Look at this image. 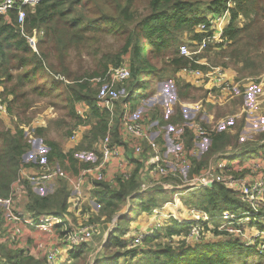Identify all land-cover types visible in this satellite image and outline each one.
Returning a JSON list of instances; mask_svg holds the SVG:
<instances>
[{"label":"trees","instance_id":"16d2710c","mask_svg":"<svg viewBox=\"0 0 264 264\" xmlns=\"http://www.w3.org/2000/svg\"><path fill=\"white\" fill-rule=\"evenodd\" d=\"M225 12L229 17L219 42L209 45L206 52L214 51L216 56L224 59V63L214 67L226 69L228 65L234 66L236 81L259 77L264 73V0H43L24 10L21 24L17 23L16 11L0 15V100L10 121L9 125L0 117V198H7L13 184L19 180L23 189V197H20L23 211L31 214L34 220L42 215L55 216L61 219V226L70 227L68 222H72L68 219L76 213L69 209L67 183L55 179L35 188L21 177V171L37 176L41 157L51 167L58 166L69 174L96 164L97 160L94 164L89 160L80 161V154H96L99 158L97 147L108 130L109 115L97 107L102 85L91 80L102 78L109 69L127 67L129 78L117 83L112 92L119 97V103H129L133 113L140 101L152 94V85L166 79L167 72L177 76L187 67L203 72L213 67L194 64L180 56L179 48L186 36L192 43L199 44L206 35L195 33L196 27L204 25L208 30L209 18ZM208 33L212 34V31ZM33 35L37 37L36 51L28 42ZM106 36L113 38L115 47L100 53L97 44ZM82 48L94 56L99 53V59L88 68L80 66L72 70L68 62L69 52L77 53ZM203 59L201 54L194 57V61ZM194 90L189 84L177 80L173 113L163 120L156 109L151 118L157 119L159 125L190 123L180 104L187 101ZM36 97L46 98L47 107L60 112L61 119L54 122L58 127H67L74 121L77 122L72 130L80 124L89 126L76 147L65 150L47 138V127L32 128L28 110L38 102ZM119 103L110 130L113 142L119 137L122 113ZM80 104L86 106L85 119L77 114ZM244 124L243 119L234 134L230 132L232 125L210 133L199 156L189 158L191 161L184 175L179 174L169 182L173 186L182 185L183 181L199 175L210 161L215 165L213 157L222 155L219 159L224 158L223 154L229 148H241L239 155L234 157L241 162L257 154L264 155V129L251 147L244 145L240 137ZM24 127H29L28 134ZM33 138L42 139L45 152L31 161L25 158L32 149L30 140ZM157 141L162 143L160 137ZM182 141L185 149L193 147V135L186 127ZM228 164L225 169L232 171L235 177L243 175V171L235 173L232 164ZM137 175V169H134L128 180L118 179L116 186L106 182L94 184L90 198L97 211L89 217L88 223H110L122 210H127L118 217L116 228L107 236L100 254H94L84 245L69 251L67 259L58 264H264V253L245 247L236 238L221 237L219 241L194 245L164 243V236L182 234L189 228L188 223L180 224L174 219L163 229V234L159 232L162 236L155 233L145 239V249L127 248L124 237L128 224L140 215L173 203L176 194H183L180 200L184 206L205 212L214 226L218 225L217 217L222 213L236 215L245 210L238 196L222 183L191 191L187 188L185 191L164 190L158 186L138 193L140 181ZM36 189L44 190L40 194ZM0 222L4 223L1 207ZM248 226H256L259 231L264 229L257 222H250ZM212 234L217 235L215 231ZM251 257L255 259L249 262ZM0 264L47 263L0 243Z\"/></svg>","mask_w":264,"mask_h":264},{"label":"built area","instance_id":"2783aa9c","mask_svg":"<svg viewBox=\"0 0 264 264\" xmlns=\"http://www.w3.org/2000/svg\"><path fill=\"white\" fill-rule=\"evenodd\" d=\"M41 1L43 0H0V15H5L10 10L16 11L18 14L17 23L21 24L25 17L24 10L36 6ZM231 1L234 0H229V2ZM228 17L229 14L227 12L223 15L210 17L208 20L210 28L208 30L204 25H198L195 29V33H204L206 36L197 44L194 51H191L186 44L181 45L179 48L180 56L189 59L194 64L206 66V64H202V60L194 61V57L200 55L209 45H215L219 42L223 28L228 22ZM208 31H212V34L208 33ZM33 39L37 40V37L33 35L28 39L32 47L35 46ZM178 75L185 77L188 80L186 81L188 84L198 87L205 78H208L213 81L214 86L223 92L222 94L226 91L229 92V89H231V85L229 86L225 80V70L220 67H211L205 74L198 69L187 67L179 71L177 76ZM128 78L129 72L127 67L121 66L109 69L102 78L91 80L95 84L102 85L101 93L97 98V107L107 111L109 115L108 130L98 145L99 160L96 164L92 167L79 169L75 174H69L59 169L58 166L51 167L44 158L41 157L39 159V169H37L38 175L31 176L27 171H21V177L35 188L44 186L46 183L52 182L55 179L64 180L70 190L69 204L75 212L80 209L83 185H90L92 190L95 183L106 182V170L113 161L120 162V166L117 169L122 168V172L116 175L119 179L128 180L131 177L132 171H130L128 167H122L123 165H129L131 161L132 163H138L142 171L148 174L145 181L141 180L142 182L139 184L138 193H144L158 186H161L164 190L187 188L189 189L187 191H191L197 188L209 187L212 183H222L227 190L236 194L244 204L245 210L243 213L235 215L224 212L217 217L218 225L213 228H208L207 226H209V223H212V220L203 211L189 209V213L192 217L186 220L177 219L175 215L170 212L169 216L164 217L165 219L159 222L158 217L162 214V208L155 209L151 212V216L158 221H155L153 229L148 231V233L138 232L134 236L132 235L131 248L142 246L145 239L152 237L161 228H165L170 223L168 220L174 219L180 224L188 223L189 228L182 234L164 236V243H198L203 241L205 236L215 231L217 237L227 236L233 239H240L245 247L255 248L259 253H264V230L259 231L256 226H248L250 222H257V224L264 227V170L255 173L258 169H261L264 162V155L258 154L259 159L251 158L244 162L240 161L238 165L234 164L236 168L233 169V171L235 173H240L242 171L246 172V174L241 177H235V175L231 173L232 171L226 173L227 175H219L216 172L222 171L227 165L224 164V160H226L228 156L227 153L230 150L229 148L223 154L224 158H221L222 162H217L215 165L210 164L206 169H203L199 175L193 176L190 180L183 181L182 185L173 186L169 180L178 177L179 174L184 175V171L189 164V158L197 154L196 143L206 139L215 129H208L194 122L180 125L177 132L170 134L172 138L171 142L175 148L169 155H166L170 150H168V152L165 151V147H163L162 143L157 141V137L152 136L143 122L131 117L132 112L130 104L124 102L119 103V97L112 92L117 83H122ZM245 82L253 83L251 79ZM236 85L237 83L234 85V90ZM249 86L247 87L249 88ZM210 95L213 96L212 94H208V96ZM117 103H119V106L122 108V113L118 126L119 137L116 142H113L110 130L111 127H113ZM5 112V106L0 100V115L2 114L3 116ZM85 113L86 106L83 104L78 105L77 114L82 119H84ZM5 119L8 122L7 116ZM43 125H45V123L40 118V120H36L32 123V128ZM88 127L89 126L86 124H80L72 130L69 136L71 148L76 147L80 143L84 133L89 129ZM185 127L188 128L193 135L194 144L190 149H185L183 147L182 136ZM28 130L29 127H24L26 134H28ZM29 138L31 139L32 135H30ZM126 152L127 155L134 160L125 157ZM122 157H125V160H121ZM218 157H222V155ZM211 165H214V169L211 168ZM251 174H255L252 179L248 177V175ZM12 189L11 194L7 198H0V207L2 208L4 221V223H2L3 232H1L2 241L0 243L6 244L12 249H22V245L24 244V228L30 227L41 233L51 234L56 226L63 225L60 218L51 215H42L38 217L37 220H34L31 214L22 210V198L20 197H23V189L19 185V180L13 184ZM175 196H180V194H176ZM175 201L176 200H174V202ZM172 205L173 203L166 204L167 207ZM77 214L80 215V213ZM68 224L70 225L68 228H66V226H61L62 232L59 239L60 247L47 249L43 244H37V250L43 251V256L40 259L47 264L63 263L67 259L69 251L87 245L96 230V225L90 223L89 225Z\"/></svg>","mask_w":264,"mask_h":264},{"label":"rangeland","instance_id":"374dc122","mask_svg":"<svg viewBox=\"0 0 264 264\" xmlns=\"http://www.w3.org/2000/svg\"><path fill=\"white\" fill-rule=\"evenodd\" d=\"M189 41L190 42L184 44H186L191 51H194L197 47V44L195 42L192 43L190 39ZM33 42L35 43L36 39H33ZM30 47L33 51H36L35 46L32 47L30 45ZM97 47L100 53L108 52L115 47L114 40L112 37L106 36L101 39V41L97 44ZM206 49L202 51V53H200L201 56L204 58L202 64H206L207 67L213 66V68H215L214 66H220L221 63H224V59H221L219 56H216L214 51L206 52ZM99 55L100 54L98 53L97 55L94 56L91 53L87 52L86 49L82 48L77 53L75 51H70L68 55V62L72 70H75L80 66L84 68H88L94 64L96 59L97 60L99 59ZM227 63H229L228 60ZM227 69L232 70L234 76L236 77L237 73H235L234 66L228 65ZM201 72L205 74L206 71L205 72L201 71ZM166 75L167 77L165 80L161 82H155L152 85V94L148 95L147 97L143 98L140 101L139 106L136 108L135 112L132 113L131 117L136 120L139 118V120L143 121V124L148 128V131L152 134L153 137L159 136L163 141L165 151L168 152V150H170L167 154L165 153L166 155H169L175 148L171 142L172 138L170 134L171 133L174 134V132H177V130L180 127L177 125H173V126L159 125L157 124V119L153 120L151 118V113L156 112V109L157 111L159 110L158 116L162 117L163 120H166V118H168V116L171 115L174 111L175 93L173 87L176 86V82L177 80H179V78L176 75L173 76L170 72H167ZM239 76L240 74L238 75V77ZM251 79H256V80H252L253 83L249 86L248 89L243 87L245 85H248L250 82L247 83L245 82L246 80L244 79L241 80L239 83H237L235 90L232 89L233 86L235 85V81H234L231 82V86H230L231 89L229 92L226 91L227 93L225 92L226 94L224 95L221 93L222 94L221 96L219 95H216L217 97L213 96L215 99H209L207 97L206 92L209 87L208 80H210L208 79L204 83V85H207L206 88H203L204 85L196 88L197 90L195 89L194 91H192L191 96L188 99V102L185 103L181 102V106H182L181 109L183 113L187 116L189 121L200 125H204L208 129L216 130L224 126L232 125L233 128L230 131L232 134L236 132V129L239 128V126L241 125V121L244 119L245 124L243 127V133L240 137L241 140L243 139L244 145H250L252 147L256 143L255 141L259 132L264 129V73L259 77H255ZM261 79L263 80L262 82ZM220 98L221 100H219ZM36 99L38 102L33 105L32 109L28 110V116L29 118H31L30 123L32 121L35 122L36 120H40L41 118V120L45 123V125H43L42 127L45 126L48 129L47 138L56 141L61 148L68 150L71 147V144L69 143L70 142L69 134L77 121L69 122V126L67 127L66 126L58 127V125H55L54 122H57L61 119L60 112L59 111L56 112V110L53 111L51 108L47 107L48 104L46 98L38 99V97H36ZM244 100L246 106L243 108ZM6 116H7L6 112L3 116L2 114L0 115L1 119L2 117L5 118ZM7 124L10 125V121H8ZM32 140H30L32 142L31 143L32 149L31 151L28 152V155L25 158L26 160L31 159V161L34 160V158L37 156L41 157L45 152V147L42 144L43 142L41 141L42 139L39 140L33 138ZM206 145H207V138L198 141L196 143L197 154L195 155V157L199 156V151L201 152ZM239 149L240 148L230 149L227 153L228 156L226 159L230 162L233 159H237L234 157L235 154L239 152L238 151ZM97 153L99 157L98 147H97ZM96 158H97L96 154L95 155L93 154L88 155V153L80 154V159H82L83 161H87V160L95 161ZM251 158L259 159V156L257 154L256 156H252ZM190 161L191 160H189V164ZM236 161H239V159ZM210 164H213L212 161L209 162V165ZM211 168L214 169V165H211ZM261 170L262 169H258L255 173H258ZM228 172L229 171L223 169L222 171H217L216 173L219 175H227L226 173ZM244 174H246V172H243V175ZM175 190L181 191L184 189L179 188ZM41 193H43V190L40 191V194ZM174 200L176 201L173 202L172 206L167 207L166 205H164L162 207L161 210L162 214L158 217L159 222L164 220L165 219L164 217L169 216L170 212L173 213V215H175V217L180 220H186L192 217L189 213V208L182 204V201L180 200V196H174ZM94 209L97 210V206L94 204L90 196L89 197L87 196L86 201L80 205L81 213H83L85 217H82L80 222L76 224L89 225L87 221L89 217H91L93 214L96 213L93 212ZM126 210L125 209L122 210L119 215L115 216L110 221V223H103L102 221H100L98 224H96V230L93 234V237L87 244V246L94 251V254L101 253L100 252L101 247L104 244L107 236L109 235V233L112 232L114 228H116V221L118 217H122ZM158 220L153 219L152 216H150V218H143V215H140L136 217V220L130 222L127 226L128 234L126 233V236L124 237L128 245L127 248L128 247L131 248L132 245L131 239L136 233L138 232H144L145 234L148 233V231L153 229V226L155 225V221ZM208 225H209L207 226L208 228L214 227L213 223H209ZM163 229L164 228H161L157 233L161 235L159 232L162 231L163 234ZM221 237H227V236L217 237V235L210 233L209 235L205 236L203 241L198 243H193L192 245L203 242L219 241V238ZM145 245L146 244L136 248L138 250H142L145 249L146 247ZM254 259L255 257H251V259H249L248 261L251 262Z\"/></svg>","mask_w":264,"mask_h":264},{"label":"crops","instance_id":"0c3cea01","mask_svg":"<svg viewBox=\"0 0 264 264\" xmlns=\"http://www.w3.org/2000/svg\"><path fill=\"white\" fill-rule=\"evenodd\" d=\"M189 36H186L185 37V39L186 38H188ZM187 42H190L189 41V38L188 39H186L185 40V42L184 43H187ZM203 61V60H202ZM225 70V80L227 81V83L229 84V86L231 85V82H234L235 81V83H239L240 81H236V77L234 76V74H233V72H232V70H230V69H224ZM178 78H179V81H181L182 83H185V84H188L186 81H188L185 77H182V76H177ZM181 78V79H180ZM208 80V78H206V79H204L202 82H201V85L200 86H202V85H204V83L206 82ZM262 80V79H261ZM209 81V87H208V90H207V97L209 98V99H215L213 96H216V95H219V96H221L222 94L221 93H223L219 88H217L216 86H214V84H213V81H211V80H208ZM263 81V80H262ZM251 83H249L248 85H245L243 88H246V89H248V87L247 86H249ZM191 87H193L194 89H196V88H198V86H194V85H192V84H189ZM199 86V87H200ZM207 87V85H204L203 86V88H206ZM173 89H174V87H173ZM233 89H234V86H233ZM2 90V89H1ZM0 90V91H1ZM197 90V89H196ZM229 91H230V89H229ZM227 93V92H226ZM226 93H224V94H226ZM208 94H212L213 96H208ZM223 94V95H224ZM245 96V95H244ZM217 97V96H216ZM219 100H221V98L219 99ZM181 102H183V103H185V102H188V100L187 101H181ZM181 105V104H180ZM246 106V104H245V100H244V106H243V108ZM182 107V106H181ZM135 112V111H134ZM136 118V117H135ZM139 119V118H138ZM143 122V121H142ZM171 128V127H170ZM207 128V127H206ZM262 131V130H261ZM157 137H159V136H157ZM162 145H163V141H162ZM163 147H164V145H163ZM69 149H71V147L69 148ZM68 149V150H69ZM98 150H99V148H98ZM241 150V148L239 149V151ZM125 157H128V158H130L131 160H134L132 157H129L128 155H127V152L125 153ZM125 157H122V159L121 160H123ZM213 160H216L215 161V163H220V162H222V160L221 159H219V157H217V156H215V157H213L212 158ZM96 160L98 161L99 160V158L97 159L96 158ZM125 160V159H124ZM80 161H83L82 159H80ZM93 164L94 163H96V162H94V161H91ZM240 163V160L239 161H236V159H233L231 162L230 161H228L227 159L226 160H224V164H228V166L230 165V164H232V166L234 167V169L236 168L235 166H234V164H239ZM213 163V162H212ZM214 164V163H213ZM189 165V164H188ZM120 166V162H115V161H113V163L112 164H110L109 166H108V168H107V170H106V179H105V181H106V183H109V184H111V185H113V186H116L117 184V181H118V176H116L118 173H120V172H122V168L121 169H117L118 167ZM122 167H128L129 168V170L130 171H132V173H133V171H134V169L136 170L137 169V173L139 174V175H137L138 176V179H139V181L140 182H142V181H145V179L148 177V174H146V173H144L143 171H142V169L139 167V168H137L138 167V164H136L135 162H133L132 163V161H131V163L129 164V165H123ZM261 169L262 170H264V162H263V165H262V167H261ZM255 176V174H251V175H248V177L250 178V179H252L253 177ZM142 180V181H141ZM42 190H44V189H42ZM36 191H41L40 189H36ZM90 193H91V187H90V185H87V184H85V185H83V188H82V202H81V204L83 203V202H85L86 201V199H87V196L89 197L90 196ZM80 204V205H81ZM69 209H71L73 212H75V210L74 209H72V207L70 206V208ZM97 210H93V212L95 213ZM76 214H74L73 215V217H71V219H68L70 222H72V224H74V223H79L80 222V220H81V218L82 217H85V215H83V213H81V210L80 209H78L76 212H75ZM77 213H80V215H78L77 216ZM151 214V213H150ZM150 214H145V215H143V218H150ZM72 215V214H71ZM76 219H75V218ZM69 223V222H68ZM24 228V227H23ZM0 231L1 232H3V229H2V222H0ZM61 232H62V227L61 226H56L55 227V229H54V231L51 233V234H45V233H41L40 231H38V230H35V229H32V228H30V227H27V228H24L23 229V235H24V244L22 245V249H18V250H21L22 252H25V253H27V254H25V255H30V256H32V257H35V258H41L42 256H43V251H41V250H37V244L38 243H41V244H43L44 245V247L45 248H47V249H49V248H52V247H60V242H59V239H60V236H61ZM1 234V233H0ZM2 241V235H0V242ZM104 242V241H103Z\"/></svg>","mask_w":264,"mask_h":264},{"label":"bare ground","instance_id":"6f19581e","mask_svg":"<svg viewBox=\"0 0 264 264\" xmlns=\"http://www.w3.org/2000/svg\"><path fill=\"white\" fill-rule=\"evenodd\" d=\"M180 195H182V194H180Z\"/></svg>","mask_w":264,"mask_h":264}]
</instances>
